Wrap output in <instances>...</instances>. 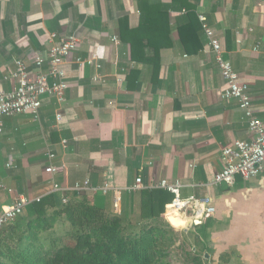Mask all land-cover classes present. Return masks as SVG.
Segmentation results:
<instances>
[{
	"label": "crops",
	"instance_id": "crops-1",
	"mask_svg": "<svg viewBox=\"0 0 264 264\" xmlns=\"http://www.w3.org/2000/svg\"><path fill=\"white\" fill-rule=\"evenodd\" d=\"M158 1L168 15L162 33L167 26L169 36L156 68L135 62L122 40L135 38L140 6L147 8L148 0H0V92L17 86L16 61L34 75L40 72L34 54L45 60L61 39H78L62 65L68 84L63 101L45 98L37 119L30 114L2 119L0 214L19 196L30 201L19 216L26 217L33 202L51 198L60 205L62 198L82 192L95 205L137 219L139 194L130 190L136 178L141 190L179 181L182 198L214 202V215L190 233L208 261L264 264V172L249 180L238 175L230 186L212 184L222 168L221 150L253 134L237 101L220 96L223 77L203 31L197 52H187L178 34L189 24V13L199 26V15L206 17L264 123L262 0ZM144 53L148 59L154 54L149 48ZM47 69L45 62L41 71ZM50 164L54 173L45 172ZM86 181V188L74 189Z\"/></svg>",
	"mask_w": 264,
	"mask_h": 264
},
{
	"label": "trees",
	"instance_id": "trees-1",
	"mask_svg": "<svg viewBox=\"0 0 264 264\" xmlns=\"http://www.w3.org/2000/svg\"><path fill=\"white\" fill-rule=\"evenodd\" d=\"M140 13L142 22L135 38L122 36V40L129 44L135 62H151L158 68L159 51L168 46L167 26L166 34L162 33V20L168 15L158 0H148ZM188 19L178 34L187 52H197L202 27L194 13ZM146 48L154 52L151 59L145 56ZM138 194L137 219L95 205L82 192L73 193L60 205L51 198L33 202L32 214L0 230V264H172L169 251L178 233L163 217L171 199L160 189Z\"/></svg>",
	"mask_w": 264,
	"mask_h": 264
},
{
	"label": "built area",
	"instance_id": "built-area-1",
	"mask_svg": "<svg viewBox=\"0 0 264 264\" xmlns=\"http://www.w3.org/2000/svg\"><path fill=\"white\" fill-rule=\"evenodd\" d=\"M262 4L264 6V0H262ZM199 20L223 77L224 84L220 96L224 100L234 99L237 101L238 107L247 121L249 131L253 134L250 141L236 140L221 150L222 168L213 177L212 184L230 186L238 175L244 180H249L264 172V123L254 115L248 85L240 81L231 63L224 58L221 43L214 31L207 25L206 17L199 15ZM114 41H116L115 38ZM77 46L78 39L75 36H69L61 39L59 44L53 45L45 60L40 55L34 54L32 59L34 67L40 70L34 75L29 74L28 68L23 62L16 61L13 77L17 81V86L10 92H0V131L4 117L30 114L37 119L45 98H54L58 103L63 101L68 84L62 65L77 49ZM257 49L258 46L254 50ZM93 58L84 62L90 64ZM45 62L48 64V69L46 72H42L41 68ZM56 118L57 120L61 119V115L57 114ZM47 157L49 161H52L54 154L49 152ZM55 171L56 168L52 164L45 169L46 173ZM87 186L88 182L86 181L84 187L76 184L74 189L81 190ZM181 187L179 181L162 180L153 188L164 189L173 195L171 202L166 206L167 211L178 213L188 221L191 227L202 225L215 213L213 200L210 197L182 198ZM141 189L142 182L138 177L130 190L136 192ZM66 201V198H62V203H66ZM29 202V199L23 196L17 197L13 204L0 214V230L4 225L16 220Z\"/></svg>",
	"mask_w": 264,
	"mask_h": 264
},
{
	"label": "rangeland",
	"instance_id": "rangeland-1",
	"mask_svg": "<svg viewBox=\"0 0 264 264\" xmlns=\"http://www.w3.org/2000/svg\"><path fill=\"white\" fill-rule=\"evenodd\" d=\"M189 229H174L178 236L174 246L169 251L170 262L172 264H214L213 261H208L209 256H206L205 251L201 250L197 244L195 245L192 240L191 234L194 227H189Z\"/></svg>",
	"mask_w": 264,
	"mask_h": 264
},
{
	"label": "bare ground",
	"instance_id": "bare-ground-1",
	"mask_svg": "<svg viewBox=\"0 0 264 264\" xmlns=\"http://www.w3.org/2000/svg\"><path fill=\"white\" fill-rule=\"evenodd\" d=\"M168 212L172 213V211H168ZM171 213L166 215V219H167L168 223L171 224V226L178 228V229L187 227L188 221L186 219L179 217L177 215L178 213H176V212H175L176 213L175 215H171Z\"/></svg>",
	"mask_w": 264,
	"mask_h": 264
}]
</instances>
